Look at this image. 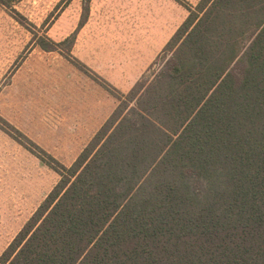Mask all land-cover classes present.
<instances>
[{"label":"trees","instance_id":"16d2710c","mask_svg":"<svg viewBox=\"0 0 264 264\" xmlns=\"http://www.w3.org/2000/svg\"><path fill=\"white\" fill-rule=\"evenodd\" d=\"M17 2L0 8L28 28ZM84 2L73 35L33 26L36 45L72 57ZM188 9L70 167L25 137L60 180L0 264H264V0Z\"/></svg>","mask_w":264,"mask_h":264},{"label":"rangeland","instance_id":"374dc122","mask_svg":"<svg viewBox=\"0 0 264 264\" xmlns=\"http://www.w3.org/2000/svg\"><path fill=\"white\" fill-rule=\"evenodd\" d=\"M84 1L18 0L28 28L0 8V254L60 180L26 139L70 167L119 97L154 78L188 5L201 0H90L72 57L36 45L33 26L56 43L73 35Z\"/></svg>","mask_w":264,"mask_h":264},{"label":"crops","instance_id":"0c3cea01","mask_svg":"<svg viewBox=\"0 0 264 264\" xmlns=\"http://www.w3.org/2000/svg\"><path fill=\"white\" fill-rule=\"evenodd\" d=\"M96 133H97V132H96ZM94 136H95V135H94ZM94 136H93V137H94Z\"/></svg>","mask_w":264,"mask_h":264}]
</instances>
